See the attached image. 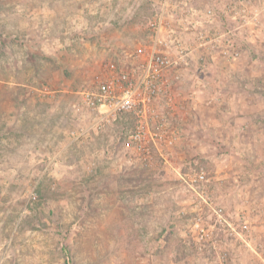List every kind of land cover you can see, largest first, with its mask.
<instances>
[{"label": "rangeland", "instance_id": "1", "mask_svg": "<svg viewBox=\"0 0 264 264\" xmlns=\"http://www.w3.org/2000/svg\"><path fill=\"white\" fill-rule=\"evenodd\" d=\"M241 2L239 60L178 72L144 157L125 147L135 115L97 129L77 104L144 39L152 1L0 0V264H213L180 177L201 169L264 245V0Z\"/></svg>", "mask_w": 264, "mask_h": 264}, {"label": "built area", "instance_id": "2", "mask_svg": "<svg viewBox=\"0 0 264 264\" xmlns=\"http://www.w3.org/2000/svg\"><path fill=\"white\" fill-rule=\"evenodd\" d=\"M154 14L146 25V36L127 60L108 62L107 74L95 87L79 94L78 111L94 116L92 127L112 126L124 115H135L137 125L125 147L138 156L149 157L158 134L151 125L159 118V108L169 99L178 72L205 66L208 59L236 62L240 58L237 31L241 13L247 11L242 0H217L203 8L191 0H151ZM171 100V99H170ZM162 132V130H161ZM181 175V174H180ZM187 184L195 208L188 222L190 242L201 252L211 254L216 264L236 260L235 252H248L264 264V245L256 244L245 217L230 220L222 207L215 206L210 179L201 169ZM230 217V216H229ZM232 218V217H231Z\"/></svg>", "mask_w": 264, "mask_h": 264}]
</instances>
